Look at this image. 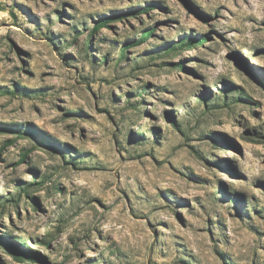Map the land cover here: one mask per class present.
<instances>
[{"label":"rangeland","instance_id":"374dc122","mask_svg":"<svg viewBox=\"0 0 264 264\" xmlns=\"http://www.w3.org/2000/svg\"><path fill=\"white\" fill-rule=\"evenodd\" d=\"M2 234L37 254L0 264H264V0H0Z\"/></svg>","mask_w":264,"mask_h":264},{"label":"trees","instance_id":"16d2710c","mask_svg":"<svg viewBox=\"0 0 264 264\" xmlns=\"http://www.w3.org/2000/svg\"><path fill=\"white\" fill-rule=\"evenodd\" d=\"M150 5H152V4H150ZM143 9H147V7H143ZM131 12L132 11L127 12V13H131ZM108 18H103L101 20H98L95 23V25L93 27V30L91 31V34H93L96 31V29L98 27L97 24L105 22L106 19H108ZM151 33L152 32L150 30L145 31L144 33H142V35L140 36V38L137 41H135L134 43L135 44H139L141 42L146 41L150 37ZM91 34H90V36H91ZM202 37H204V36H202ZM199 38H201V37H199ZM196 39H198V37L191 36V37H188V39L180 40L177 44L168 45L167 48L164 49V52L163 53H167V52H169V51H171L173 49H176V48L177 49H181L180 47L183 44H186V45L194 44V40H196ZM200 44H203V42L200 43ZM195 46L197 47V45H195ZM123 52H124V50H123ZM29 185H31V186H29ZM41 185H42V183L32 182V184H27L26 187L21 188L20 191L23 192L25 195L29 196V192H30L31 188L32 189H37ZM0 244H2L6 248H9V250L13 254H19V255H23V256L32 255V253H36L37 254V252L31 251L28 247H25L23 249L22 248L21 249L18 248V245H16V244L12 243L11 241H9L7 235H5V234L0 235Z\"/></svg>","mask_w":264,"mask_h":264}]
</instances>
